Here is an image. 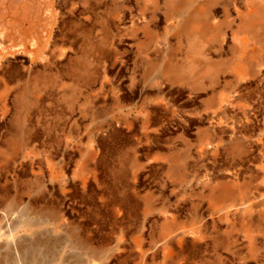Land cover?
<instances>
[{
    "label": "rangeland",
    "instance_id": "374dc122",
    "mask_svg": "<svg viewBox=\"0 0 264 264\" xmlns=\"http://www.w3.org/2000/svg\"><path fill=\"white\" fill-rule=\"evenodd\" d=\"M0 264H264V0H0Z\"/></svg>",
    "mask_w": 264,
    "mask_h": 264
},
{
    "label": "crops",
    "instance_id": "0c3cea01",
    "mask_svg": "<svg viewBox=\"0 0 264 264\" xmlns=\"http://www.w3.org/2000/svg\"><path fill=\"white\" fill-rule=\"evenodd\" d=\"M195 46L193 45L192 48H194Z\"/></svg>",
    "mask_w": 264,
    "mask_h": 264
}]
</instances>
